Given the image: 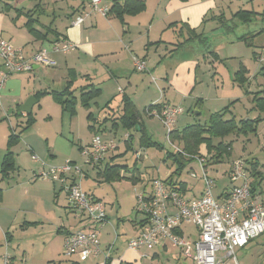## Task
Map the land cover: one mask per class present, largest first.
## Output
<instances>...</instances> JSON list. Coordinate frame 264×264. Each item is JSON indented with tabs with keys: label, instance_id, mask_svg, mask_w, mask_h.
I'll list each match as a JSON object with an SVG mask.
<instances>
[{
	"label": "crops",
	"instance_id": "0c3cea01",
	"mask_svg": "<svg viewBox=\"0 0 264 264\" xmlns=\"http://www.w3.org/2000/svg\"><path fill=\"white\" fill-rule=\"evenodd\" d=\"M111 1L103 0V3L110 6ZM144 1V10L134 15L127 14L121 20L114 15L105 17L91 11L86 0H0V39L7 40L14 47L21 48L25 57L31 56L43 47L47 49L49 42L54 40L66 39L75 45L72 50L66 53L49 51L48 56L55 61V65L48 67L41 65L46 68L42 70H39L40 65H37L31 71L13 74L5 85L0 87V167L6 153L8 136L12 132L19 133L18 142H20L22 132L34 126L36 115L45 109L47 97H51L53 102L58 104L50 93L35 94L42 90H62L69 80L72 81L71 89L74 97L76 88H79L80 93L81 87L88 84H94L96 88L100 89V94L87 105L81 104L76 97L73 112L62 110L58 104L60 106V127L58 132L54 133L52 141L49 142L50 134L45 136L46 147L44 146L42 155L45 157L48 155L50 158H56L58 153L70 155L71 146L66 136L74 138L75 133L78 135L77 125L80 119L76 120L77 103L89 110L85 118L88 121L92 120L93 124L89 125L88 128L95 129L97 125L96 129L103 133L101 137L104 140L119 142L122 135L124 137L128 135L129 131L119 126L117 120L122 113L123 97H128L138 110L136 103L139 96L142 98L149 92V89L144 88L145 77L137 73L134 68L133 56L144 60L147 70L155 72L159 76V84L156 83L158 92L152 93L154 95L153 100H150L143 110L147 116H154L152 112L146 110L151 104L181 106L180 101L183 102L187 98L190 99L191 112L200 113L204 106L203 100L207 99L202 92H196L198 89L196 84L197 70L203 64L200 57L182 54L184 48L193 42L191 40L186 41L187 37L190 36L186 25L195 29L196 33H201L199 29L208 19L215 20L218 18L217 15H210L209 13L220 11L222 0H149L150 3L148 0ZM37 4L39 7H35ZM77 16H83V20L79 24H73ZM219 16L224 17L223 14ZM30 19H33V29L38 30L41 35L46 34L45 40L35 39L29 32L25 23ZM34 19L37 20L34 21ZM213 52L217 53L213 50L210 51L212 61H220V55L217 53L218 59H216ZM205 57L203 56V60ZM255 76L256 74L253 75L254 78ZM246 77L247 83L245 85H248L247 90L249 91L251 78L247 75ZM260 85L256 82L255 89L249 93L264 89ZM128 87L131 89L132 95L127 93ZM31 96L36 99L31 108L33 123L23 129L29 117L20 111V106ZM99 97L105 98L106 102L103 106L95 101ZM218 98L220 95H216L214 99ZM198 99L201 100L200 104ZM216 103L217 101L213 105ZM92 104L100 108L104 107L98 111V113L102 111L104 114L100 120L95 118L93 112L90 111ZM215 111L218 110H213V112ZM180 114L177 116L178 119L183 118ZM47 117L51 119V115L48 114ZM12 119L18 122L15 121L16 123L13 125L11 124ZM21 119L25 120V125ZM113 119L116 120L113 121ZM108 121L111 123L109 124ZM140 122L143 125L142 119ZM16 128L22 129L17 131ZM31 132L28 136L32 135ZM93 133L98 132L93 131ZM28 141L27 146L31 157L34 153L35 144L32 140ZM90 141L85 144L79 143L78 150L80 151L81 146L89 144ZM18 142L11 148L14 155V149L18 146ZM119 151L118 149L113 154H117ZM31 160L33 159L31 158ZM109 160L111 159L107 155L99 168H103ZM33 161L35 168L32 171H39L40 173L44 168V163L41 164L42 166H37L38 160ZM70 161L75 162V160ZM15 166L17 167L16 158ZM246 166L251 183L253 177L250 174V164L246 162ZM89 168L95 170L97 175L99 169ZM227 169L223 171V174ZM223 174L218 176L219 179H224ZM84 175L86 174H82V178ZM32 182L34 183H30V186L21 189L18 186L11 189L6 187L5 191L13 190V199L9 207L15 208L7 209L9 215L0 216V245H4L6 253L7 247H11V253L7 254L13 263L51 264L56 259L58 264L121 263L122 259L119 258L121 255L118 256L121 246L116 243L118 237L114 240V237L109 238L107 212L106 220L101 223L98 229L100 249L103 252L91 255L84 261H80L77 256L63 257L67 261H60L58 258L63 251L65 236L72 231L89 229L91 222L84 215H79L70 208L67 195L65 191H62L61 183L56 184V182L48 180ZM260 183L261 180L253 191L264 197V192L258 191ZM24 184H28V182H23L22 185ZM224 185L222 184V187ZM3 192L0 189V210H5L9 203ZM28 200H31L32 207L25 206ZM71 217L72 220L78 222L76 226L71 225ZM139 220L133 221L134 228H136L134 236L139 231ZM20 221L22 223H16ZM189 232L194 233L193 231ZM5 241L7 246L4 244ZM113 241L116 243L114 246ZM37 245L41 252L36 251ZM166 245L161 246L166 247ZM108 251H110L109 258L105 261L102 254Z\"/></svg>",
	"mask_w": 264,
	"mask_h": 264
},
{
	"label": "rangeland",
	"instance_id": "374dc122",
	"mask_svg": "<svg viewBox=\"0 0 264 264\" xmlns=\"http://www.w3.org/2000/svg\"><path fill=\"white\" fill-rule=\"evenodd\" d=\"M148 2L150 3L149 0ZM221 8L220 11L215 13L210 12L209 14L217 16L223 14V18H216L215 20L208 19L199 29L206 39H194L192 40L193 42H189L190 44L188 43L189 45H187L184 48V51H182V54L186 56L192 55L200 57L203 66L197 70L198 77L196 84L198 85V89L196 92H202L207 99L203 100L204 106L201 108L199 114L191 112L192 107L189 98L185 99L183 102H181V100V106H177L182 109L180 115L183 118L178 119V117H175V123L172 129H181L188 124H202L207 120L208 113L211 111L213 112V110H220L223 106L232 101L235 102L233 106L231 105L229 113H226L224 117L225 119L234 117L236 120H239L240 118L246 119L247 117L255 118L258 115L256 111L251 109L253 106L251 100L253 97L252 93H245L248 85L240 86L234 83L233 77L234 72L238 69L240 64H242L247 69L245 74L251 78L249 91L255 89L256 82L257 84H261L260 86L264 88V77L260 73L258 64L253 58V51L258 50L257 46L264 41V17L257 14L252 17L249 22H242L233 17V13L240 9L252 10L260 13L264 10V0H222ZM241 36H245L246 39L240 40ZM211 50L216 51L220 55V61H212L213 58L210 56ZM203 56H206L204 60ZM38 68L39 70L46 69L41 65ZM147 71L148 70L136 71L145 77L144 88L149 89V92H147L144 97L140 98L138 95L139 99L136 103L141 114L140 120H143V125L145 126L144 130L133 132L132 148H129L124 155L117 156L114 161L118 165H127L129 170L124 174V178L106 180L104 176L96 175L95 170L85 165V157L78 150V144H85L90 141L91 136L94 135L93 131L98 132L100 135L103 133L97 131V125L95 126V129L88 128L89 125L93 124V121L86 120L85 116L89 113V110H86L79 103H77L76 106V120L80 119V122L77 125L79 130L78 135L75 133L74 138L66 136V138H68L67 141L69 140L68 143L71 146L70 155L58 153L56 158H50L48 155L45 157V155L41 154L44 150V146L46 147L45 136H49L50 134L51 139L49 142L52 141L54 133L56 131L58 132L60 127V106L53 102L51 97H47V100L45 99V109L38 112L36 115L35 125L30 127L29 130L22 132L20 142H18V146L14 149L18 169L16 167L8 177H4L3 179H1L2 177L0 176V189L1 191H4V197L9 200L5 210H0V216L9 215V210H12L13 207H9L13 199V190L5 192L6 187L11 189L18 186L19 189H21L22 187L30 186V183L33 184L34 182L32 181H51L48 178L38 176L39 171H32L35 168V162L31 160L30 152L28 150L29 147L27 146L29 142L28 140H32L35 144L34 153H32V155L36 156L38 159L36 165L39 166L41 163H44V168H42L41 171L48 169L50 166H58L66 161L75 160V162H70L75 163L76 166L80 167L82 169V174H86L83 178L78 174L77 179L79 180V177L81 176L80 184L83 190L93 194L103 202L108 214L109 222L107 227L110 231L109 238L112 239L114 237V240L118 237V240L115 241L117 245L121 246L118 253V256L121 255L119 258L122 259L120 264H191L190 259H178V248L173 247L169 243L166 247L158 246L152 250L142 248L136 252L127 248L128 241L135 234L136 228H134L133 221L139 220L141 216V214H136L137 212H135L137 205L136 195L140 193L143 188L148 189L153 178L167 179L173 176L177 183L182 182L187 185V191L185 192L186 197L192 195L197 196L200 193L202 185L200 180H196L188 175V172L191 169L195 171L198 177L202 175V169L195 159L187 161L178 174L174 173L177 165L171 158L166 157V154L167 152L176 153L177 150H180L179 148L181 146L178 145L177 142L171 143L169 141L167 134L168 128L158 117L147 116V114H145L146 112L143 111L144 107L149 104L150 100H153L152 98L154 95L152 93L158 92L156 83L159 84L158 74L152 71ZM254 74H256L255 78L253 77ZM127 93L132 95L129 87ZM74 95L75 97L79 96V88H76ZM216 95H220V98L214 99ZM95 101H98L100 106H103L106 102L104 97H99L98 99H95ZM215 101H217V103L216 105H213ZM103 108L104 107L100 108L97 107V105L92 104L90 106V111L93 112L95 118H99L98 120H100L104 114L102 111L101 113H98V111ZM48 114L51 115V119H48V117L46 118ZM262 116L263 120L258 123L255 134L249 133L246 136L230 134L223 138L224 143H231V154L229 156L224 155L219 163H209V165H207L209 174L215 178L217 184L214 188L215 196L221 190L222 184H228L226 177H224V179H219L218 176L223 174V171L228 168V164L238 157H243L246 160L253 159L258 162V169L262 173V179L258 191L261 190L264 192V115ZM24 119H21V122L24 123L23 125H25ZM15 121L16 120L12 119L11 124L14 125L18 122ZM108 123L110 124L111 121H108ZM21 129L22 128H19L17 131H20ZM32 130L34 132H31ZM29 132H31L32 135L28 136ZM143 136H149V138L157 142L158 145H141V138H143ZM124 139H126V136L124 137L122 135L119 141L120 148L118 147L121 153L126 149ZM217 141V139H214L212 142L216 144ZM138 150H141L142 158L137 159L136 164H134L135 151ZM198 155H209L204 145L201 146ZM108 162L113 164L112 160H109ZM100 169L103 170L104 167ZM132 175L137 179H133ZM256 180L259 181L258 177ZM23 182H28V184L22 185ZM57 183L58 182H56V184ZM62 195L64 194L62 193ZM30 201L31 200H28L26 202V207H32L33 204ZM14 208L15 207H13V209ZM16 223L19 224L22 223V221ZM77 223L78 222L72 220L71 217V225L76 226ZM181 228L185 233L189 231L194 232L195 230L194 226L189 223H183ZM10 233L12 232L10 231ZM114 243L115 242L113 241V246ZM5 250L4 245H0V264H3L2 257L6 254ZM36 251L41 252L40 249H38V245ZM7 253H11L10 246L7 247ZM144 254H146V256ZM74 256L76 255H72L69 258ZM102 256L104 255L102 254ZM236 256L239 264H264V235L252 240L243 249H236ZM63 257L68 258L61 254L58 259L62 262H66L67 259H63ZM51 264H58V260L56 259V261Z\"/></svg>",
	"mask_w": 264,
	"mask_h": 264
},
{
	"label": "built area",
	"instance_id": "2783aa9c",
	"mask_svg": "<svg viewBox=\"0 0 264 264\" xmlns=\"http://www.w3.org/2000/svg\"><path fill=\"white\" fill-rule=\"evenodd\" d=\"M86 1L91 11L107 17L109 5L103 3V0ZM82 20L83 16H77L73 24H79ZM74 47L71 41L59 39L49 42L47 49L43 47L25 57L21 48L0 39V87L5 85L11 75L31 71L34 65H55V61L48 56L49 51L66 53ZM132 58L136 71L147 70L144 60L137 56ZM255 61L264 77V43ZM149 112L158 117L170 131L175 117L182 109L179 106L163 105L160 111L154 109ZM118 145L119 142L106 141L99 133H95L89 144L81 146L80 152L85 157V165L100 169L107 155L113 153ZM209 157L196 155L193 158L202 169L201 176L198 177L192 169L188 172L190 177L202 183L199 195L186 197L187 185L177 183L174 177L171 180L153 178L150 187L143 188L136 195L135 211L141 216L137 235L128 241L129 250H152L169 243L178 248V259H190L191 264H239L236 249H243L249 242L264 235V197L251 188L246 159L238 157L229 163L223 174L228 184L221 187L215 196L214 188L217 184L208 172ZM31 158L38 160L34 155ZM140 158L141 150L135 151V159ZM78 174L82 176V169L66 161L62 165L44 169L38 176L61 183L70 208L90 220L89 229L69 232L63 241L64 256L76 255L80 261H84L91 255L103 252L100 249L98 229L106 220V210L101 200L82 189L81 176L78 180ZM183 223L192 224L194 233H185L181 228ZM103 255L106 261L109 251ZM2 262L22 264L13 263L7 253L3 255Z\"/></svg>",
	"mask_w": 264,
	"mask_h": 264
},
{
	"label": "trees",
	"instance_id": "16d2710c",
	"mask_svg": "<svg viewBox=\"0 0 264 264\" xmlns=\"http://www.w3.org/2000/svg\"><path fill=\"white\" fill-rule=\"evenodd\" d=\"M185 1V0H183ZM35 7H39L37 4ZM145 8V1L144 0H112L111 4L108 9L107 17L109 15H114L119 17L121 20L125 15H134ZM28 14V13H27ZM259 14L260 16L264 17V10L260 13H257L252 10H245L240 9L233 13V17L239 19L242 22H249L252 17ZM29 15V14H28ZM218 18H221L218 16ZM37 19H34V21ZM33 19L27 20L25 25L27 26L29 32L35 37V39L45 40L46 34L41 35L38 30L33 29L32 25ZM186 29L189 32V37H187L186 41L199 39L205 40V36L202 33H196L195 29L190 28L186 25ZM245 36H241L240 40H245ZM55 41V40H54ZM52 42V41H51ZM263 44V43H262ZM262 44H259L258 50ZM255 47V48H257ZM258 50L253 51V58H256L258 54ZM213 56L218 59L217 53L213 52ZM247 69L244 65L240 64L238 69L234 72L233 82L244 86L247 83L246 73ZM72 81L69 80L66 82L65 88L62 90H42L35 95L46 94L50 93L53 99L60 104L62 110H68L73 112L74 105H75V98L73 96V90L71 89ZM245 92L248 94L249 91L246 89ZM100 94V89L96 88L94 84H88L81 87L78 100L83 105H87L91 100L96 98ZM252 104L253 106L251 109L256 111L258 115L255 118L247 117V119L240 118L236 120L234 117H230L225 119L226 113H229L230 106L235 102L229 103L227 106L223 107L222 109L211 112L207 115V120L204 123H194L188 124L181 129H171L168 131V138L171 143L177 142L178 145L181 147L180 150H177L176 153L167 152L166 157L171 158L176 163V171L174 173L178 174L183 166L186 164L187 161H190L194 158V156L198 155L200 152L201 146H205L207 149V153L210 155L208 158L209 163H219L224 155L229 156L232 151L231 143H224L223 138L230 134L239 135H248L249 133H256L258 123L263 120L264 115V89L256 92H252ZM198 103H201V100L198 99ZM164 104H151L146 110L152 111L160 109L163 107ZM29 119L26 122V125L23 129L27 128L33 123V118L31 117V113L27 114ZM31 117V118H30ZM116 119H113L115 121ZM119 124L122 128L129 131L128 136L124 139V144L126 149L121 153L119 151L117 154H110L108 157L113 161L107 162L104 166V169H99L97 171V175H102L106 180L109 179H120L125 177V173L128 172L127 165H118L115 163V158L120 155H124L129 148H132V137L133 132L144 130L142 123L140 122V114L139 111L134 107L130 99L126 96L123 97V107L122 113L117 118ZM138 128V130H136ZM19 139V133L12 132L8 136L7 141V149L6 153L3 156L1 167H0V176L2 178L8 177L10 173H12L16 166H15V155L11 148L17 144ZM217 139V143L214 144L212 141ZM120 144V143H119ZM158 145L157 142L153 141L146 136L141 138V145ZM139 145L140 147H142ZM118 147H120L118 145ZM117 147V149H118ZM137 159H135L136 164ZM248 164H250V174L253 177V181L250 183L252 190L255 189V186L258 185L262 178V173L258 169V162L253 161V159L246 160ZM135 166V165H134ZM124 172V173H122ZM134 175H132L133 177ZM173 176L167 178L171 180ZM258 177L259 181L256 180ZM133 179H137L133 177ZM139 180V179H138ZM184 186V183H181ZM70 257V256H69ZM108 260V259H107ZM106 260V261H107Z\"/></svg>",
	"mask_w": 264,
	"mask_h": 264
},
{
	"label": "water",
	"instance_id": "95a60500",
	"mask_svg": "<svg viewBox=\"0 0 264 264\" xmlns=\"http://www.w3.org/2000/svg\"><path fill=\"white\" fill-rule=\"evenodd\" d=\"M37 66V65H34ZM36 102L35 97L31 96L28 99L25 100V102L20 106V111L22 113H26L29 114L31 113V108L33 106V104ZM198 114V112H196ZM247 119V118H246ZM136 130H138V128H136Z\"/></svg>",
	"mask_w": 264,
	"mask_h": 264
}]
</instances>
